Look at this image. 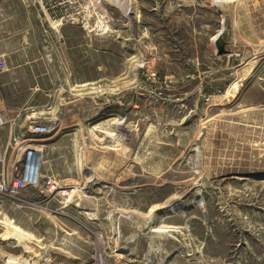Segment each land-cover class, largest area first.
Returning a JSON list of instances; mask_svg holds the SVG:
<instances>
[{
    "label": "rangeland",
    "instance_id": "374dc122",
    "mask_svg": "<svg viewBox=\"0 0 264 264\" xmlns=\"http://www.w3.org/2000/svg\"><path fill=\"white\" fill-rule=\"evenodd\" d=\"M225 1L0 0V264H264V0Z\"/></svg>",
    "mask_w": 264,
    "mask_h": 264
},
{
    "label": "water",
    "instance_id": "95a60500",
    "mask_svg": "<svg viewBox=\"0 0 264 264\" xmlns=\"http://www.w3.org/2000/svg\"><path fill=\"white\" fill-rule=\"evenodd\" d=\"M223 33H220L218 37H220ZM224 39V38H223ZM221 40L219 38H217L215 41V44H216V49H217V52L220 53V54H225V50H224V47L226 45V41L225 40Z\"/></svg>",
    "mask_w": 264,
    "mask_h": 264
},
{
    "label": "bare ground",
    "instance_id": "6f19581e",
    "mask_svg": "<svg viewBox=\"0 0 264 264\" xmlns=\"http://www.w3.org/2000/svg\"><path fill=\"white\" fill-rule=\"evenodd\" d=\"M116 1H118V0H116ZM226 1L225 0H219V3H225ZM111 3H112V1H111ZM118 3V2H117ZM113 4V3H112ZM126 12H128V10L126 9ZM224 19V18H223ZM254 58V57H253ZM32 172V171H31ZM27 173L28 172H26L25 174H26V176H25V181L27 182V184L28 185H30V184H32V180H31V178H29L28 177V175H27ZM80 175V174H79ZM34 177V176H33Z\"/></svg>",
    "mask_w": 264,
    "mask_h": 264
},
{
    "label": "built area",
    "instance_id": "2783aa9c",
    "mask_svg": "<svg viewBox=\"0 0 264 264\" xmlns=\"http://www.w3.org/2000/svg\"><path fill=\"white\" fill-rule=\"evenodd\" d=\"M4 125L3 120L0 118V127H2ZM36 132H41V133H45L47 132L45 129H37Z\"/></svg>",
    "mask_w": 264,
    "mask_h": 264
},
{
    "label": "crops",
    "instance_id": "0c3cea01",
    "mask_svg": "<svg viewBox=\"0 0 264 264\" xmlns=\"http://www.w3.org/2000/svg\"><path fill=\"white\" fill-rule=\"evenodd\" d=\"M121 264H122V263H121ZM145 264H149V263L146 261Z\"/></svg>",
    "mask_w": 264,
    "mask_h": 264
}]
</instances>
